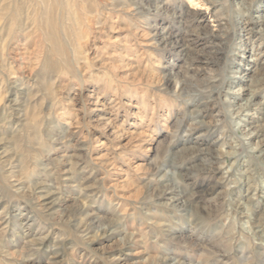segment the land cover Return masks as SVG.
I'll return each mask as SVG.
<instances>
[{"label":"rangeland","instance_id":"obj_1","mask_svg":"<svg viewBox=\"0 0 264 264\" xmlns=\"http://www.w3.org/2000/svg\"><path fill=\"white\" fill-rule=\"evenodd\" d=\"M0 139V264H264V0H0Z\"/></svg>","mask_w":264,"mask_h":264},{"label":"bare ground","instance_id":"obj_2","mask_svg":"<svg viewBox=\"0 0 264 264\" xmlns=\"http://www.w3.org/2000/svg\"><path fill=\"white\" fill-rule=\"evenodd\" d=\"M51 14V13H50ZM48 23H49V26L51 27V29L53 30V37H52V44L54 43V45H57L58 46V43H56V41H55V36H54V33L56 32L55 30H54V24H53V21L52 20H50L49 19V21H48ZM61 51H63V46L61 47ZM1 140V139H0ZM0 149H1V145H0ZM0 153H1V155H6V153L4 152V150H0ZM0 155V156H1Z\"/></svg>","mask_w":264,"mask_h":264}]
</instances>
